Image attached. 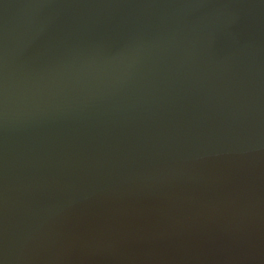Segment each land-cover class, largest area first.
Returning a JSON list of instances; mask_svg holds the SVG:
<instances>
[{"label":"water","instance_id":"1","mask_svg":"<svg viewBox=\"0 0 264 264\" xmlns=\"http://www.w3.org/2000/svg\"><path fill=\"white\" fill-rule=\"evenodd\" d=\"M0 264H264V0H0Z\"/></svg>","mask_w":264,"mask_h":264}]
</instances>
